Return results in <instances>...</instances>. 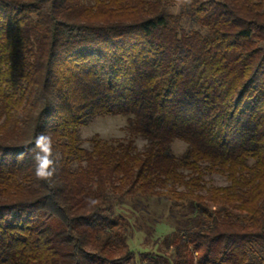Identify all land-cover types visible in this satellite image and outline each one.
Masks as SVG:
<instances>
[{
    "label": "trees",
    "instance_id": "16d2710c",
    "mask_svg": "<svg viewBox=\"0 0 264 264\" xmlns=\"http://www.w3.org/2000/svg\"><path fill=\"white\" fill-rule=\"evenodd\" d=\"M98 116L131 137L82 148ZM150 199L168 264H264V0H0V264H129Z\"/></svg>",
    "mask_w": 264,
    "mask_h": 264
},
{
    "label": "rangeland",
    "instance_id": "374dc122",
    "mask_svg": "<svg viewBox=\"0 0 264 264\" xmlns=\"http://www.w3.org/2000/svg\"><path fill=\"white\" fill-rule=\"evenodd\" d=\"M173 12L176 13L177 9ZM128 119L127 116H98L91 119L78 130L82 148L90 149L92 139L108 144H113L114 141L126 142L131 137ZM133 139L138 150H141L144 142L135 137ZM185 149V143L180 140H174L171 145V152L176 157H180ZM205 181L209 186L225 184L224 179L217 175L207 176ZM142 205L144 211V214H141L142 218L137 213L130 215L128 212L130 210L126 206L122 211L117 207L113 211L116 216L122 213L129 218L128 243L134 252L129 264H168L172 259V251L167 245L173 239V229L168 219V205L158 203L154 199L144 201ZM152 219H156L157 224H153Z\"/></svg>",
    "mask_w": 264,
    "mask_h": 264
},
{
    "label": "clouds",
    "instance_id": "9594fccd",
    "mask_svg": "<svg viewBox=\"0 0 264 264\" xmlns=\"http://www.w3.org/2000/svg\"><path fill=\"white\" fill-rule=\"evenodd\" d=\"M178 6H186L192 3V0H177ZM35 176L38 180L51 181L55 174V159L53 158V142L50 135L44 133L35 137ZM23 155V154H21ZM58 159V155L56 157Z\"/></svg>",
    "mask_w": 264,
    "mask_h": 264
}]
</instances>
